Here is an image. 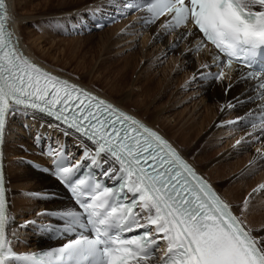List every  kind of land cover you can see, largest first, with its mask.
I'll list each match as a JSON object with an SVG mask.
<instances>
[{"label": "snow or ice", "instance_id": "1", "mask_svg": "<svg viewBox=\"0 0 264 264\" xmlns=\"http://www.w3.org/2000/svg\"><path fill=\"white\" fill-rule=\"evenodd\" d=\"M125 7L146 10L150 22L170 16L166 30L194 26L202 34L196 50L204 42L216 50L212 59L220 72L210 73L216 80L233 63L251 68L264 50V0H139ZM7 22L6 2L0 0V144L10 115L38 112L53 118L55 123L49 126L62 135L75 136L83 149L82 160L100 168L103 177L120 183L118 187L94 179L89 183L90 177H77L87 167L82 160L72 163L58 149L41 152L52 163V169L44 170H52L71 189L78 206L48 213L63 221V226L41 230L76 235L60 247L18 255L6 237V180L0 168V264L10 260L24 264H154L153 248L160 239L166 242V251L159 264H264V235H254L246 228L168 141L113 104L25 58ZM191 35L189 28L177 40ZM241 78L258 81L256 99L261 103L248 135L264 142V75L248 71ZM41 139L39 133L34 137L37 145ZM257 153L252 164L264 160V151L257 148ZM261 193L264 183L245 198L241 212H247L251 199ZM136 229L144 231L133 237L124 235Z\"/></svg>", "mask_w": 264, "mask_h": 264}, {"label": "bare ground", "instance_id": "2", "mask_svg": "<svg viewBox=\"0 0 264 264\" xmlns=\"http://www.w3.org/2000/svg\"><path fill=\"white\" fill-rule=\"evenodd\" d=\"M39 1L42 3V1L46 0H9L11 16L14 20L16 31L28 53L35 60L62 77L68 78L77 84L101 94L113 101L115 104L139 116L149 125L168 137L189 160L190 158L187 152L183 150L180 145H178V142H176L174 138L170 137L164 129L159 126L160 121H164L171 127L177 128L178 136L180 137L179 142L181 145L190 148L192 147L191 144L194 143L196 137H205L208 134L207 131H209L207 129H203L207 122L203 120L204 115L200 111L202 107L207 108L206 111L210 119L208 124L211 126L210 131H212L213 125H215L218 119L224 121L226 120L225 122H218V127H224L222 129H225V131L220 130L218 131V134L214 133L217 135H214V137H216L215 143L211 142V144H213L210 147L208 146L200 151L203 159L206 160L203 167L192 160L190 161L205 177L210 180L212 184L217 187L227 202L233 206L244 225L251 229L254 235H264V204L260 202L264 199V193L255 195V198L251 199L248 207L249 217L248 215V219L244 217L241 213V208L243 206L240 207L241 203L243 204L245 199L242 186L238 183V185H231L230 182H228L229 177L232 174L239 173L240 169H243V166L241 163L239 164L240 161L233 163L232 160L237 159L234 157L229 158V160L224 162V152L226 148H229V146L224 149L219 148L224 143V139L234 136L229 130L230 126L238 128L239 133L245 134L244 136L248 135V133L252 131L250 125L253 119H255L258 115V105L261 103V101L256 99V80L242 79L241 73H246V71L241 68H237L239 71L237 69L229 70L220 80L214 79L210 75V73H214L215 71L212 59L214 53L209 48H205L204 46H202L199 51L196 50L199 42L194 41L198 38V34L193 30V28L188 26V28L166 30L164 24L170 20L168 16L159 17L155 20V22H150L151 14L144 10L140 13L128 16L121 23L116 24L111 28H106L103 32H107L108 30L111 31L112 34L114 32L113 36L115 40L118 41V44L123 45V56H121L123 59L119 62L122 64V66L121 64L119 65L121 71H125L129 67L135 68L136 71H139L138 74L140 76L142 75V78H147V82L142 90H138L136 88L138 83H136V81L132 82L131 88L125 89L119 84L118 77L115 76V72H119L120 68H116V71L114 68H112L114 71H111V68H108L105 71H100V69H103L101 67L97 70V72L103 75L105 79H108V81L110 80L112 84L111 89L113 93L111 95L106 94L99 91L94 86L80 80L78 77L70 74L65 67L60 68L47 63V61L56 57V52L53 48L54 46H59L58 42H56L59 30L50 26V29H48L44 25H46V21L50 19L53 21V19L61 18V15H64V18L66 17L69 23L74 24V20L72 19L74 17L72 11L74 10H76L79 16L78 19H80L84 17L83 13L87 11L97 10L100 12H107L119 9L122 6L123 0H87L82 6L72 5L73 7H63L61 10H64L63 13L61 11H56V9L41 11L43 6L39 3ZM91 4L92 6H90ZM22 11H24L25 14H23ZM52 21L49 23L51 24ZM30 25H38L42 34L39 38H35L33 36L34 39L32 41V45H28L26 43L22 33L23 30L27 29ZM63 25L65 26V24ZM189 28L192 29L193 35L178 42L177 37L180 34L187 32ZM125 41L131 43L134 47H139L141 50L140 55L138 52L136 53V58L134 55L129 57L127 49L130 48H125ZM46 42H49L52 46L47 48L49 45L46 46ZM44 43L46 44L44 45ZM177 43L179 46L173 47V45ZM36 48L41 51L43 50L44 52L47 51V54L45 55L46 57L42 56L44 53L42 55L41 53H38ZM151 55H154L155 60L160 62L161 65H169V68H167V75L165 77L167 79L165 86L163 85L161 89L155 91H153L154 88H157L158 86L154 81L155 79L151 77L152 73L149 72L150 67L148 66L151 63ZM59 58L60 57H58V59ZM134 59L136 62L133 61ZM141 62H144V64L149 68L145 67L138 70L139 64H142ZM205 64L211 65V68H205ZM92 73L93 72L91 70L90 74ZM201 73H203V76ZM209 77L210 80L207 81V78ZM194 84L195 94H184L188 93L189 88H191ZM212 88H214V96L209 94ZM150 96L152 97L151 101H147V97ZM197 96L201 99L200 102L197 101ZM133 102L136 103V109H143L144 114L149 115L151 120L127 106ZM153 102L155 104L152 106L153 111H151L150 104ZM192 102L195 103L193 106H190ZM249 112H253V116H249ZM240 120L242 123L241 125L234 124ZM51 124L54 123L47 118L36 115L32 112L10 115L7 121L4 158L9 204L7 238L10 240V243H13L16 236H20L24 240L28 241L27 246L23 245L20 247L22 250L29 249L31 251L42 248L44 245L55 246L60 244V242L49 243L50 236L43 232H37L38 236H34L30 231L33 229L36 230L37 226L33 227L31 223L27 222L36 220L38 222H43L42 224L49 227L48 224H50V221L48 213L57 212L58 210L74 209L66 192L52 177L40 174L30 167L25 168V170H21L22 168L20 169L18 165V163L20 164L21 162H18L16 158L18 157V154L24 153L25 150H30L32 152L31 155H25V158L30 160L29 162L42 160V155L40 154L41 151L34 143V137L37 133L41 136H53L59 146H62L63 144L68 145L74 154L77 153V149H82L75 136L70 135L64 137L61 131H56V129L50 127L49 125ZM23 127L27 128L29 140H27L26 131L23 130ZM24 137L27 139H24ZM30 139L33 140L32 143ZM253 141L252 137L249 140H243L242 144L236 146V150L247 149L249 143L252 144ZM74 142H77V148L72 146V143ZM254 143H261V146L257 145L256 148H260L261 151H264V142L255 140ZM194 144V150H200L197 148L198 143ZM233 149L234 148H229L227 153L229 152V154L231 153V155H235V152L232 153ZM216 153H220V161L214 164L215 162L214 160L212 161V157ZM258 155L257 149L253 150V154L250 156L252 158L248 162L251 163L250 166L252 169L254 168L260 171L264 169V160H258L255 164H252L253 159ZM107 167V164L103 165L104 169H107ZM208 167L210 168V173L206 170ZM212 173H215L216 176L213 177L211 175ZM257 180L258 181H256V184H254L252 188L258 187L259 182L264 183V172L258 176ZM23 190V194L26 192L33 194V199L23 201V199L20 198L21 196H18V193ZM249 192L250 191H248L247 194ZM43 195L53 196L48 200V202H45L42 198H40ZM10 202H12L11 206ZM13 217L16 218V221L12 220ZM26 224H28V227H26ZM154 257L156 258V256ZM156 263L157 258L155 259L154 264Z\"/></svg>", "mask_w": 264, "mask_h": 264}, {"label": "rangeland", "instance_id": "3", "mask_svg": "<svg viewBox=\"0 0 264 264\" xmlns=\"http://www.w3.org/2000/svg\"><path fill=\"white\" fill-rule=\"evenodd\" d=\"M86 1L87 0H46V1H42V3H41V1H39V3L43 6L41 11L48 10V9H54V10L56 9V11H61L63 7H67V6H72V5L82 6L86 3ZM90 6H92V4ZM70 10H67V11H70ZM63 11H61V12L63 13ZM22 13L25 14L24 11H22ZM72 13L74 15V17L72 19L74 21H76L79 17L78 13L76 12V10L72 11ZM84 14H86V12L83 13V16H84ZM50 21H52V19L46 21V25H44V26H46L48 29H50L49 28V26H50L52 28H55L56 30L58 29L60 32L58 31V36L56 38V42H58L59 46L57 45V46H54V48H53L56 52V57L54 59H50V61H47V63L50 65L58 66L60 68L65 67V69L70 74L78 77L80 80L84 81L85 83H88V84L94 86L99 91H102L106 94L111 95L113 92L111 89L112 84H111L110 80L108 81V79H105V77L103 75H101L100 73H98L97 70L101 67L103 69H100V71H102V70L105 71L108 68H111V69L114 68L116 71L117 69L120 68L119 65L121 63H119V62L122 61V59H123L121 57V56H123V53H122V46L123 45L118 44V41L115 40V38L113 36L114 32L112 34V32L108 30L107 32L101 31V32L93 33V34H87V35L74 37L68 33V28L73 23H69L68 19L66 17L64 18V15H61V18L53 19L51 24L49 23ZM63 24H65V26ZM40 30L41 29L38 25H30L27 29L23 30L22 33H23L25 41L28 45H32V41H33L34 37L39 38L42 36ZM30 32H33V33H30ZM61 40H63V41H61ZM46 43H44V45L45 44H46V46L49 45L47 48H50L52 46V44L50 45L49 42H46ZM124 43H125V48H130V49H127V54H129L128 55L129 57L134 55L136 58V53H138V52L140 55L141 50L139 47H137V46L134 47V46H132L131 43L126 42V41ZM37 51H38V53H41V55L44 53L42 56L46 57L45 55L47 54V51L44 52L43 50L41 51L40 49H37ZM58 57H60V58L58 59ZM154 57H155L154 55H151V57H150L151 63L148 66L151 69L148 66H146L144 64V62H141L142 64H139V66H138V70L143 69L145 67L149 68V70H150L149 72L152 73V74L150 73L151 77L155 79L154 81H155L156 85L158 86L157 88L155 87L153 91L161 89V87H163V85L165 86L166 80H167L165 77L167 75V68H169V65H167V64L161 65L160 62H157ZM133 61L136 62L135 59ZM121 66H122V64H121ZM91 70L93 72L92 74H90ZM111 71H114V70L112 69ZM134 71H135V73H134ZM138 72L139 71H136L135 68H131V67L127 68L125 71H121V68H120L119 72H117V71L115 72V76L118 77L119 84L123 88H125V89L131 88L132 82L136 81V83L138 82L136 88L138 90H142L144 88V85L147 82V78L146 77L142 78L141 77L142 75L140 76L138 74ZM149 79H151V78H149ZM157 82H158V84H157ZM194 88H195V84L193 86H191V88H189L188 93H184V94H186V95L195 94ZM192 90H193V92H192ZM209 94L211 96L215 95L214 88H212L210 90ZM147 99H148L147 101H151L152 97L151 96L147 97ZM197 101L198 102L201 101V99L198 96H197ZM194 103L195 102H192L190 104V106H193ZM154 104H155L154 102L150 104L151 111H153L152 106ZM197 105H198V103H197ZM127 106L129 108L137 111L140 115L145 116L147 119L151 120L149 118V115L144 114L143 109H141V110L136 109V103L133 102V103L128 104ZM206 110H207V108H204V107H202L200 109L201 113H203V115H204L203 120H205V122H207V124L205 125V127L203 129L209 130V131H207L208 134L205 137L204 136H201L200 138L196 137L194 140V143H198L197 148L200 150H196V149L194 150V148H193L195 146L194 143L191 144L192 147H190V148L187 146L181 145V143L179 142L180 137L178 136V129L171 127L170 125H168L164 121H160V123H159V126L162 127L164 129V131L170 137L174 138L175 141L178 142V145H180V147L187 152L190 160L194 161L195 163H198V165H200L202 167L205 164L206 160L203 159L200 151L203 148H206L208 146L210 147L213 143H215L216 137H214V135L217 136L216 134H218V131H220V130L225 131V129H222L224 127H218V122H225L226 121V120L224 121V120L218 119V121H216V123H215V125L217 127L215 125H213L212 131H210L211 126H209V124H208L210 119H209V116H208V113ZM234 110H232V111H234ZM234 124L241 125L242 123L240 120V121L235 122ZM225 126H227V125H225ZM23 130L26 131V135L28 138L27 139L24 137V139L29 140V136L27 134V128L23 127ZM229 130L231 131V133L234 136L229 137L228 139L227 138L224 139L223 140L224 143L219 148L224 149L225 147H228V146H229V148H234L232 150V153L235 152V155H231V153L229 154V152L227 153L229 148L225 149L224 162L229 160V158H232V157L237 158V159L232 160V162L237 163L240 161L239 164L241 163V165L243 166V169H240V172L237 174H232L229 177L228 182H230L231 185H233V184L238 185L239 184L240 186H242L243 194L246 198V197H249V194L252 192V190H253L252 186L254 184H256V181H258L257 180L258 176L264 172V169H262L260 171H258L257 169H254V168L252 169V167L250 166L251 163L248 162L252 158L250 156L253 154V150L257 149L256 148L257 145L261 146V143H254L255 142V140H254L252 144L249 143V145L247 146L248 147L247 149L236 150V146H237L236 141L237 140H241L242 137L244 138V140L245 139L249 140L251 137L249 135L244 136L245 134L239 133L238 128H234V127L230 126ZM214 133H216V134H214ZM248 137H250V138H248ZM196 139H198V140H196ZM30 140L32 143L33 140L32 139H30ZM211 142H213V143L211 144ZM242 143H243V140H242L241 144ZM31 153L32 152L30 150H25L24 153H20V154H18V157H16L17 161L21 162L20 164L17 162L20 169L22 168L21 170H25V168L29 167V161L30 160L26 159L25 155L29 156V155H31ZM22 155H24V156H22ZM213 160L215 162L214 164H216V162L218 163V161H220V153L214 154V156L212 157V161ZM260 168H261V166H260ZM206 170L210 173L209 167L206 168ZM211 175L213 177L216 176L215 173H212ZM261 183L262 182H259L258 185H260ZM244 185H245V187H244ZM248 191H250V192L247 194ZM23 192H24V190L22 192H20L22 194L18 193V196H21L20 198H22L23 201L24 200L29 201V200L33 199V196H34L33 194H30L29 192H26L25 194H23ZM52 196L43 195L40 198H42L43 201L48 202V200L51 199ZM260 202L264 204V199H262ZM11 205H12V202H10V206ZM242 206H243V204L241 203L240 207H242ZM242 214L246 218H247V215L249 217L248 210H247V212H243ZM12 220L16 221V218L13 217ZM26 227H28V224H26ZM34 236H38V235L35 234ZM17 237H19V236H16V238L13 240V244H15L16 241L18 240Z\"/></svg>", "mask_w": 264, "mask_h": 264}]
</instances>
